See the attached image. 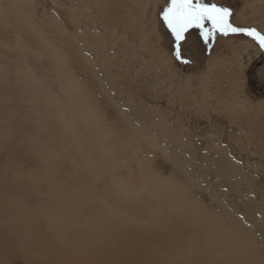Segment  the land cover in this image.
I'll use <instances>...</instances> for the list:
<instances>
[{"label": "rangeland", "instance_id": "374dc122", "mask_svg": "<svg viewBox=\"0 0 264 264\" xmlns=\"http://www.w3.org/2000/svg\"><path fill=\"white\" fill-rule=\"evenodd\" d=\"M202 2L264 34V0ZM17 3L0 0V180L17 172L28 193L8 190L0 219L42 208L51 233L63 210L46 211L53 189L37 180L65 167L71 236L163 239L146 264H264V48L243 32L206 40L208 22L177 48L171 0H26L32 29ZM5 244L0 257L27 264Z\"/></svg>", "mask_w": 264, "mask_h": 264}, {"label": "bare ground", "instance_id": "6f19581e", "mask_svg": "<svg viewBox=\"0 0 264 264\" xmlns=\"http://www.w3.org/2000/svg\"><path fill=\"white\" fill-rule=\"evenodd\" d=\"M25 1L17 0L18 9L21 10L17 14V17L20 22H25L32 29L34 23L28 16V13H26L27 7L24 4ZM112 8L115 9L113 5ZM112 8H108L109 14L113 11ZM111 18L117 25L126 28L131 26L130 22L122 21L118 15H111ZM250 44L248 43L247 45ZM47 49L51 51L48 45ZM54 53L59 55L57 52ZM65 60L63 58L62 62ZM62 71L64 73L65 67L62 68ZM68 85L70 87L69 96L76 105L82 106L86 100L88 101L89 97L79 87L77 82ZM57 107L56 102L50 103L51 109ZM94 111H88L84 117L85 122L91 127L90 116L95 115L96 111ZM102 126L103 119L100 118L99 128L101 129ZM52 167V165L44 167L40 172L42 175L37 180V184L44 183L53 189V200L50 202L52 205L48 206L46 211L52 213L58 208L63 210L59 222L52 225L53 231L48 233L47 228L44 227L41 233H39L40 227L36 226V223L37 215L44 212L42 208L40 210L30 208V210H26L25 212L11 210L7 212V217L0 219V240L12 246L13 250L19 253L25 252L22 255L25 256L27 264H62L60 260L64 261V264H146L148 254L153 251L150 249L152 244L154 242L164 244L163 239L158 238L159 240L153 241L149 238H142L138 234L130 239L107 236L109 234L91 235V232L87 228H82L75 236H71L68 229V224L70 223L67 221L70 211H67V208L71 205L70 201L68 203L69 196L67 197L69 184L66 181L63 184L60 183L64 177H68V173L65 167L62 171L58 169L50 170ZM13 174L15 176L14 179L9 175L7 179L0 180V207L6 205L5 201L8 190L17 196L19 201H22L27 196L28 186L21 180L24 177L17 172H13ZM28 217H31L29 221ZM56 227L59 229L58 233ZM54 235L57 237V243H54L49 238V236ZM83 236L84 239L82 240ZM33 243L36 244V250L27 252ZM59 247L63 250L62 254H60L61 249ZM0 264H9V262L4 257H0Z\"/></svg>", "mask_w": 264, "mask_h": 264}, {"label": "snow or ice", "instance_id": "6c2138e0", "mask_svg": "<svg viewBox=\"0 0 264 264\" xmlns=\"http://www.w3.org/2000/svg\"><path fill=\"white\" fill-rule=\"evenodd\" d=\"M231 14V10L228 8L218 7L216 4H206L202 0L196 3L193 0H171V3L163 13V20L175 36L177 48L179 47V41L184 38L185 33L190 28L198 27L203 29L205 22L211 25L209 31L202 33L206 40L215 32H221L225 35L229 32H243L264 48V34L255 29H242L232 26L229 23Z\"/></svg>", "mask_w": 264, "mask_h": 264}]
</instances>
